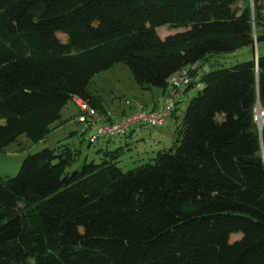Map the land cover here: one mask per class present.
<instances>
[{
    "label": "trees",
    "instance_id": "16d2710c",
    "mask_svg": "<svg viewBox=\"0 0 264 264\" xmlns=\"http://www.w3.org/2000/svg\"><path fill=\"white\" fill-rule=\"evenodd\" d=\"M259 43L264 0H0V152L45 141L70 101L100 110L91 81L117 64L165 93L194 65L198 90L145 164L118 148L70 170L65 144L0 177V264H264V56L200 74Z\"/></svg>",
    "mask_w": 264,
    "mask_h": 264
},
{
    "label": "rangeland",
    "instance_id": "374dc122",
    "mask_svg": "<svg viewBox=\"0 0 264 264\" xmlns=\"http://www.w3.org/2000/svg\"><path fill=\"white\" fill-rule=\"evenodd\" d=\"M176 32V30H169L166 26L157 29V34L161 39ZM58 37L62 40L65 39L63 35H58ZM255 55L264 56V43L216 55L211 58L210 63L201 68L200 74L203 75L217 68L230 67L252 60ZM91 84L93 85L91 89L93 88L94 93L103 100L100 110L90 107L97 119L94 124L84 130V126L77 120L83 111L72 101L68 102L62 111L61 120L49 132L45 141L33 143L25 135H21L0 152V177H14L23 159L29 154L44 148L52 149L65 144L70 145L77 152L76 161L70 166V170H80L86 162L98 163L103 158L106 149L115 151L118 148L117 163L123 171L145 164L155 158L159 151L167 150L173 145L176 139V129L181 123L183 112L189 100L198 92L197 89H191L184 101L174 110V115L171 116L172 113H170L161 127L144 126L140 132L134 133L133 137H113L109 141L99 139L97 142L89 144V138L95 133L97 126L113 128L133 118L137 113L153 114L155 110L148 109L146 106L152 107L154 103L161 111L165 107V98L163 100L161 97L163 91L156 87H152L150 90L140 88L133 80L130 70L123 64H117L96 75ZM134 109L136 111H133ZM255 120L258 127H262L264 114L259 107L255 109Z\"/></svg>",
    "mask_w": 264,
    "mask_h": 264
},
{
    "label": "built area",
    "instance_id": "2783aa9c",
    "mask_svg": "<svg viewBox=\"0 0 264 264\" xmlns=\"http://www.w3.org/2000/svg\"><path fill=\"white\" fill-rule=\"evenodd\" d=\"M195 69L196 67L192 65L191 67H188L178 74L172 76L167 81L168 90L165 94V107L162 111H155L150 115L137 113L133 118H130L124 123L113 128L97 126L95 133L89 138L90 143H95L99 139L125 135L134 127H161L164 124L165 119L175 109L176 103L184 96L186 88L195 80L192 75V72ZM196 85L199 87V84ZM74 104L83 111V114L77 118L78 123L83 125L84 128L91 127L97 120L93 110L90 108V106L77 99L74 100Z\"/></svg>",
    "mask_w": 264,
    "mask_h": 264
},
{
    "label": "crops",
    "instance_id": "0c3cea01",
    "mask_svg": "<svg viewBox=\"0 0 264 264\" xmlns=\"http://www.w3.org/2000/svg\"><path fill=\"white\" fill-rule=\"evenodd\" d=\"M91 86H93L92 84H91ZM150 90V89H149ZM92 91L93 92H95L94 90H93V88H92ZM165 92L163 91V93L161 92V97H163V100H164V98H165ZM185 97H186V94L180 99V102H183L184 101V99H185ZM162 104H163V101H162ZM146 107H148V109H151V110H155V111H159L160 110V108H158L157 107V105H156V103H154V104H152V107H149V106H146ZM161 108H162V106H161ZM64 109V108H63ZM63 111V110H62ZM133 111H136V109H134ZM123 113V112H122ZM124 115H126V113L124 112ZM61 117H62V112H61ZM120 118V117H119ZM116 119H118V118H116ZM141 128L142 127H135V128H133V129H131V131H129V133L127 134V135H125L124 137H133V134L134 133H136L137 134V132H140V130H141ZM106 140H108V139H106ZM109 141V140H108Z\"/></svg>",
    "mask_w": 264,
    "mask_h": 264
},
{
    "label": "clouds",
    "instance_id": "9594fccd",
    "mask_svg": "<svg viewBox=\"0 0 264 264\" xmlns=\"http://www.w3.org/2000/svg\"><path fill=\"white\" fill-rule=\"evenodd\" d=\"M256 63V65H257V58H256V55L254 56V64ZM74 103V102H73ZM181 102H180V100L176 103V107L180 104ZM174 111V110H173ZM80 124V123H79ZM135 128V127H134ZM87 128H85L84 130H86ZM131 131V130H130ZM129 133V132H128ZM128 133H126L125 135H127ZM125 135H122V136H125ZM115 137H121V136H115ZM111 138H113V137H111ZM111 138H105V139H108V140H110ZM97 142V141H96ZM89 143H90V141H89Z\"/></svg>",
    "mask_w": 264,
    "mask_h": 264
}]
</instances>
